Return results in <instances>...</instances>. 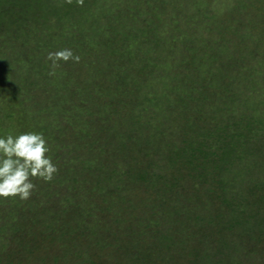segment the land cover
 <instances>
[{
	"label": "rangeland",
	"instance_id": "1",
	"mask_svg": "<svg viewBox=\"0 0 264 264\" xmlns=\"http://www.w3.org/2000/svg\"><path fill=\"white\" fill-rule=\"evenodd\" d=\"M5 1L16 3L12 6L14 12L11 11V15L21 16L20 26L22 29L27 28V31L25 30L26 35L23 30L18 36H11L8 31L16 25L11 26L10 22L0 16V134L10 132L15 135L24 131L42 133L49 147L47 155L56 165L57 171L48 182L33 180L35 188L29 197L30 203L26 204L15 198L0 199V226L5 221H10L12 215L8 211L14 206V199L28 214L32 211L38 215L34 217L25 214L24 217L31 216L28 222L35 223L36 232L40 231L42 234L44 239L40 241H46L47 231L44 229L47 225H54L57 231L63 230L61 220L67 218L68 210L78 211L84 220H92L113 216L117 213L111 209H116L125 220L135 222L129 211L111 208L115 201L99 197V193L108 194L105 192H109L110 184L105 181L108 184L99 189L100 192L94 189L96 185L92 182L96 180V175L89 171L88 162L80 165L83 159H97L92 157L98 151L96 145L103 144L102 140L93 145L86 142L87 133L96 123L110 126L112 130H106L109 133L118 129L121 133L131 129L130 133L135 136L137 132L145 131L143 139L146 138L143 141L150 140L148 148L154 152L159 148V142L151 136L150 128L158 131V138L163 143L174 142L175 147H178L182 144L179 136L183 131H187L186 138L191 134H194L195 139L198 138V133L191 124L193 120L202 127H208L209 116L213 113H222L220 116L224 118V113L238 115L240 112L244 113L247 107L253 113L256 110L263 112L260 100H264V0H185L186 2L180 3L177 0H167L164 3V0H82L80 4L72 0L73 6L66 0H0V5ZM172 2L171 7L168 3ZM154 23H157L156 28L159 24L156 31L152 30ZM147 25H151L150 29ZM137 26L140 27L139 30L136 29ZM129 27H135L133 34L136 32V35L133 38H120L122 32L131 29ZM65 35L69 36L68 41L62 39ZM113 36L117 39L116 45L120 46L119 51L114 43H110L107 48L100 45ZM78 45L80 47L77 48ZM61 48L72 49L80 60L77 63L71 60L61 62L57 68L50 70L49 61L45 57L49 51ZM215 58L216 62H209ZM201 60L205 62V67L202 62L201 66L198 65ZM221 60L228 63L229 69L227 68L228 76L222 75L223 81L218 82L219 86L217 82L212 85L207 80L201 82L200 76L214 75L217 78L222 70L226 72L223 68L218 69V73L215 71L216 63ZM146 71L150 75H146ZM143 79L146 83L138 85ZM25 81L27 83H23ZM224 81L228 84L225 85ZM190 85L212 91L217 97L214 102L221 105L222 109L216 107L215 110L212 100L213 103L208 99L201 100L196 95L197 92L189 89ZM67 91L71 92V96H60ZM149 97L151 101H155L154 105ZM245 97L250 99L246 105L242 102ZM183 125L186 128L181 131ZM263 135L257 133L245 144L244 147L252 148V152H246V158L251 155L249 158L254 160L261 149L264 151ZM210 138L211 150L217 151V141ZM198 139L206 141L204 136ZM258 141L263 146L257 145ZM93 146L95 151L90 149ZM169 148L172 147H167ZM103 149L105 156L100 154L99 157L108 158L101 174L107 172L108 163L111 165L110 150L105 147ZM72 156L77 157V160L71 159ZM242 156L244 157L243 153ZM243 157L241 160H246ZM93 164L97 165L95 161ZM155 167L154 172H160L166 176V180L168 177L176 183L177 187L174 189L177 194L172 192L175 194L172 195L173 200L182 198L181 204L186 208L179 210L178 214L171 213L170 217L175 218L178 223L188 216L186 225L192 233V240L198 236L202 238V233L206 236L210 233L205 239L211 248V245H217V234L220 237L231 233L223 228V216L220 217V222L215 219L214 224L203 223L200 226L198 223L201 221L194 219V214L205 212L203 210L198 213L199 208L195 206L206 198L204 188L209 187L207 178L198 181L189 176L190 170L184 171V166L177 165L176 169L179 170L176 171L171 164L161 160ZM70 171L75 172L74 175L84 171L85 176L78 177L74 182L61 177ZM132 172L129 174L131 177L134 176ZM261 173L262 170H259L253 176L254 185L257 184L256 180L264 178L260 176ZM82 185L92 188V191L87 193L80 190L79 186ZM234 186L228 189L234 199L230 197L233 208L239 210V213L243 211L247 218L251 216L249 213L256 211L257 214L264 215L263 202L253 205L254 197L262 195L263 190L259 189L263 187L259 188L258 184L254 186V195L250 196L248 189ZM147 193L151 194L150 188ZM162 200L166 201V198ZM154 205V217L159 223H154V229L159 227L164 231L166 226L162 223L167 215L156 212V202ZM225 214L226 221L234 218L232 213ZM14 215L16 218L7 225L8 229L13 223L21 221L22 213ZM75 219H69L70 223H66L65 231L74 226ZM117 224L120 225L119 230L122 229L120 233H127L123 228L126 226L125 222ZM129 227L135 232L138 229L135 223ZM178 228V235L175 231L173 234L174 249L180 246L187 251L192 243L189 240L182 243L181 236L184 238L188 231L182 226ZM1 229L0 242H3L8 231L3 227ZM86 235L88 240H85L88 242L80 245L82 249L93 246V238L96 236L90 232H86ZM224 241L226 244L229 242L225 236ZM46 246L47 243L42 242V248L34 252L35 257L30 256L22 263L87 264L81 258L66 259L65 256H59L54 263L49 262L48 258L46 261L41 260L40 257L47 255L44 251L49 252ZM220 248V252H223L222 259H226L227 249L223 246ZM95 251L97 253L98 250ZM102 253L100 251L99 255ZM180 254L182 256L177 262L183 264L185 255L182 250ZM241 259L239 256L237 259L222 261L223 264H248L247 259ZM157 264L170 262L161 260Z\"/></svg>",
	"mask_w": 264,
	"mask_h": 264
},
{
	"label": "trees",
	"instance_id": "2",
	"mask_svg": "<svg viewBox=\"0 0 264 264\" xmlns=\"http://www.w3.org/2000/svg\"><path fill=\"white\" fill-rule=\"evenodd\" d=\"M172 1L175 2L176 0ZM181 1L185 0H177L176 2L180 3ZM164 2L168 1L164 0L162 3ZM173 2L168 4L172 7ZM14 4L16 3H8L5 1L2 6L0 5V16H3L8 22H10L11 26L16 25L18 27L16 28L15 26L8 31L11 32V36H18L21 33L20 31L24 30L23 32H25L27 28H21V16L18 17V15H11V11L14 12L12 8ZM71 4L73 6L74 3ZM78 9L82 8L78 7ZM24 21L26 22L27 20ZM156 25L157 23H154V29L152 30L156 31L158 29L159 24L157 28ZM150 26L151 25H147V28L149 27L150 29ZM129 28L131 29L122 32V37L120 38H133L134 35H136V32L133 34L135 27ZM136 29L139 30L140 27L137 26ZM62 39L68 41L69 36L65 35ZM78 40L80 41V39ZM116 40L117 39L113 36L112 38L102 41L100 45L107 48L110 43L116 45ZM116 46L118 50L120 46ZM76 47L78 48L80 45ZM209 58L211 57L209 56ZM216 58L209 62H216ZM201 62L204 64L203 67H205V62L202 60L199 61L198 65L201 66ZM167 63L164 64L167 65ZM215 66H217L215 70L217 73L218 69L222 68L225 69L226 72H223L224 70H222L217 78L214 75L213 77H210L211 75H207L206 77L205 75L202 77L200 76L199 78L201 79V82L207 80L209 85H212L215 82H217L218 85L220 80L223 81L221 78L222 75L227 74L226 76H228L229 68L227 62H222L221 60L219 63H216ZM139 72L140 71L138 70L137 73ZM145 74L150 75V72L146 71ZM209 78H211V80ZM23 83L27 82L25 81ZM140 83H138V85H142V83L144 84L146 81L143 79ZM224 84L227 85L228 82L224 81ZM61 87L63 88V85H61ZM106 89L109 88L106 87ZM189 89L197 92L196 95L201 100L208 99L214 102V100L217 99V97L212 94V91L202 88L197 89L194 86L191 87V85L189 86ZM67 95L71 96V92H63L60 96ZM148 99H150L149 101L154 105L155 101H151L150 97ZM157 99L158 98H156V101ZM249 100V98L245 97L242 99V102L244 101L243 104L246 105ZM214 103L216 105L213 104L215 110L216 107L222 109L221 105H217L216 102ZM260 104L263 106L262 113H260L261 111L257 112V110L253 113L249 110V107L244 110V113L240 112L238 115L224 113V118L220 116L222 113H213L209 116L210 125L208 127H202L193 120L191 124L194 127V130L198 133V138L204 136L206 141H202V139L198 138L195 139L194 134H191L189 138H186L187 131H183L179 136V140L182 141V144L175 147L176 145H174V142L163 143L158 138V131H154L150 128L149 132H151V136L153 135L155 141L159 142V148L157 151L154 150V152L150 151L148 148L150 140L143 141L146 138L143 139L145 131H139L135 136L130 133L131 129H128L126 132L122 131V133L119 129L109 133L106 132V130H112L110 126L108 127L98 123L94 125L91 124L93 128L87 133L88 140L86 142L93 145L98 143V140H102L103 144L98 143V145H96L98 151L92 156L97 158L92 159L97 165L93 164L91 159L81 160L80 165L84 162L89 163V171L96 175V180L92 182L96 185L94 189L100 192L101 190L99 189H102L108 183L110 184L111 188L106 187V189L110 188L109 192H105L108 194H105V196L104 192H102L98 194L99 197L102 196L103 200L110 198L111 202L115 201L116 203H113L114 205H111V208L117 207L120 210L129 211L135 222L130 219L125 220L126 218H124L122 214H119V211H116V209H111L114 213H117L113 216L97 217L92 220H90V218L84 220L81 217V213L78 211L75 212L74 210L67 209V218L61 220V223L64 225L63 230L66 227V223H70V218H76L73 223L74 226L66 231H57L54 225H47L44 229V231H47L45 234L46 241H40L44 239L42 234L40 231L36 232V228L34 227L35 223L33 224L32 222V224H29L28 222L31 216L37 217L38 215L35 214V212L33 214L31 210L28 214L27 210L19 207L20 204L18 205V201L14 199V206L8 211V214L12 215V217L10 216V221H5L0 226V230H2L1 227H3L6 232L8 231L4 241L0 242V248L3 247L2 250L0 249V264H23L22 262H24L25 259L27 260L28 257H35L34 252L36 249L42 248V242H44V244L47 243L46 247L49 248V252L52 253L44 251V254L47 255L40 257V259L46 261V258H48L49 262H57L59 256H65L66 259L76 257L77 260H79V258H81L83 261L87 262V264H157L161 260H165L166 263L170 262V264H180V262L178 263L177 261L182 256L180 254L182 250L185 255L184 262L181 260L183 264H223L224 262L222 260H228L229 258L237 259L239 256L242 257V259H247L248 264H264V215H259L256 211L255 213H249L251 216L247 218L243 211L239 213V210L237 211L233 208V205L231 204L232 200L230 199V197L232 199L233 197L228 193V189L233 188L235 185L234 187H238L239 189H248L247 193H249L250 196H253V190L258 184L259 188L263 187L259 190L263 191L262 195L254 197L253 205L257 206L259 204H257V202L264 203V178L260 181L256 180L257 184H253V176H255L259 170H262L260 176L264 177V155L263 157L261 156L264 154V151L261 149L260 154H257L256 159L254 160L249 158L251 155L247 156V159L246 152L247 154L252 152V148L244 147L245 144L251 138H254L257 133L264 134V100H260ZM254 107L256 108V106ZM247 110L249 111L246 113ZM7 115H9V113ZM185 125L181 126V131L183 128L185 130ZM210 137H213L217 141V151L211 150V144L209 143V140L211 139ZM258 143L257 145L263 146L260 141H258ZM104 147L111 151H109L111 165L108 163L107 172L101 174L100 171H103L105 160L108 158L107 156V158L99 157L100 154L104 155ZM167 147L172 148L167 149ZM90 149L95 151L94 146ZM242 153L244 157L242 156ZM242 157L246 158V160H241ZM71 159L77 160V157L72 156ZM159 160L162 162L164 161L166 164H171L174 169H176L177 165L184 166V171L186 172L187 170H190L189 176L191 178H197L198 181H204L205 178L208 179L209 187L206 189L204 188L206 198L195 206L199 208V210H197L198 213H201L203 210L205 212H203L204 214H194V219H196V221H201L198 223L200 226L203 223L214 224L215 219H218L217 221L215 220L216 222H220V217L223 216L222 222L225 224L223 228L231 231V233H229L228 236L223 235L220 237L217 234V245H211V248L209 247L210 243H208L205 238L209 237L210 233H208L207 236L202 233V238L198 236L197 238L195 237V240H192L190 238L192 233L189 232V226L186 225L188 216L178 221V223L175 218L172 219L170 217L171 213L178 214L179 210H185L186 206L181 204L182 198H175V200H173V196L177 194V191L175 192L174 189L177 187L176 183L172 182L168 177L166 180V176H163L160 172H154V169L156 168L155 166H158ZM178 170L179 169H176V171ZM110 171L114 174L110 173ZM130 171H133V177L129 175ZM74 173L75 172L70 171L67 174L65 173L66 175L63 174L61 177L65 180L74 182L77 181L78 177L85 176L83 175L85 174L84 171L77 175H74ZM79 187L81 188L80 190L87 193L92 189L83 185ZM148 188H150L151 194L147 193ZM189 188L190 186L188 185L187 189ZM191 189L195 190V188ZM172 192L175 194L173 195ZM164 197L166 198V201L162 200ZM110 200L108 201L109 205L111 204ZM30 201L31 198L23 200L26 204L30 203ZM154 202H156L158 208L156 212H162L167 215V219L165 220L164 218L162 223L166 226L164 231L159 227L154 229V223H158L154 217ZM222 207L224 212L227 210L226 212L228 214L232 213L234 216L231 221L227 220V222L226 218H224L226 212H222ZM100 210V213L103 214L102 209ZM134 210L138 212H135ZM46 211H48V209H46ZM12 212L22 213V217L20 222L13 223L8 229L7 225H10L12 220L16 218L14 215L15 213L12 214ZM25 214H31V216L24 217ZM121 222L126 223V226L123 228L127 233H120L122 229L121 231L119 230L120 225L117 223ZM133 223L138 227V231L136 230V232L135 230H130L129 226ZM178 226H182L188 231L185 233L184 238L181 236L182 243H185L187 240L192 243L187 251L184 250V247L181 249L180 246L177 249H174L173 244H175V242L173 241V234L175 231L178 235ZM86 232H90V234L95 233L96 236L93 238V246L89 249H82L80 245H83L86 242L85 239H87L88 236L86 235ZM122 235L124 237H121ZM224 236L229 241L227 244L224 241ZM220 246L227 249L226 259H222L223 252H220ZM58 248H60V250H58ZM209 249H211V251ZM95 250H98L99 252L103 251V253L99 255V252L97 251L96 253Z\"/></svg>",
	"mask_w": 264,
	"mask_h": 264
},
{
	"label": "clouds",
	"instance_id": "3",
	"mask_svg": "<svg viewBox=\"0 0 264 264\" xmlns=\"http://www.w3.org/2000/svg\"><path fill=\"white\" fill-rule=\"evenodd\" d=\"M72 3V0H66ZM77 4L82 0H75ZM53 70L61 62H79L80 57L70 48L49 51L45 57ZM50 74L51 71H50ZM49 147L42 133L24 131L0 134V199L26 200L35 188L34 179L48 182L57 171L47 153Z\"/></svg>",
	"mask_w": 264,
	"mask_h": 264
}]
</instances>
